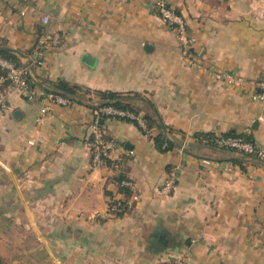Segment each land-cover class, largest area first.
Returning a JSON list of instances; mask_svg holds the SVG:
<instances>
[{"label": "crops", "instance_id": "obj_1", "mask_svg": "<svg viewBox=\"0 0 264 264\" xmlns=\"http://www.w3.org/2000/svg\"><path fill=\"white\" fill-rule=\"evenodd\" d=\"M155 1L0 0V48L26 57L14 55L32 64L33 90L43 92L33 101L12 93L0 116L3 264H264V162L200 138L248 132L264 150V103L251 99L253 88L212 77L264 80V0H167L196 40L200 68L181 57ZM54 37L59 45L48 44L34 66L40 42ZM57 80L123 95L157 119L173 148L161 151L133 122L104 117L121 169L91 167L97 100L54 103L42 86ZM171 168L177 183L163 197ZM119 174L138 201L113 219L107 203L130 197Z\"/></svg>", "mask_w": 264, "mask_h": 264}, {"label": "built area", "instance_id": "obj_2", "mask_svg": "<svg viewBox=\"0 0 264 264\" xmlns=\"http://www.w3.org/2000/svg\"><path fill=\"white\" fill-rule=\"evenodd\" d=\"M154 10L160 20L178 36L181 44L180 55L184 61L191 67L200 68L201 65L198 59L193 55L196 40L193 36L187 34L185 20L169 6L167 0H156L154 3ZM42 22L47 24L48 17H43ZM59 40L58 37H54L50 42H47L45 39L40 42V46L35 53V60L33 62L34 66L38 68L42 67L44 48L48 44L52 47L58 46ZM0 68L5 71L3 75H0V116L10 113L11 106L8 98L12 93H22L28 101H33L43 93L36 94L33 88L30 87L32 77L31 63L29 66L15 67L14 64L0 59ZM212 77L216 81L224 83L229 88H253L254 92L251 95V99L253 101L264 103V80L250 81L238 75L222 71H212ZM50 99L52 102L59 105L66 106L70 104L68 99L60 96H50ZM48 110V107H44L40 110V114L46 115ZM99 112L105 115L114 116L119 120L126 118L136 121V126L147 137H152L155 133L154 129H148L138 116L129 112L119 111L111 107L101 108ZM98 119V112H95V118L90 125V138L87 142L91 157V167L95 168L102 164H106L111 171L118 173L121 169V163L112 160L111 150L113 145L103 137ZM247 137L248 132L243 136L234 138L215 136L211 141L217 146V148L241 153L264 162V150L258 147L255 143L249 141ZM177 176V168H171L168 171L166 178L159 188V194L161 196L166 197L172 193L177 183ZM120 185L129 191L130 197L125 201L110 200L106 207V215L109 218L116 219L129 214L133 209L134 203L138 201V196L131 181L123 180ZM175 264H181V262H176Z\"/></svg>", "mask_w": 264, "mask_h": 264}, {"label": "trees", "instance_id": "obj_3", "mask_svg": "<svg viewBox=\"0 0 264 264\" xmlns=\"http://www.w3.org/2000/svg\"><path fill=\"white\" fill-rule=\"evenodd\" d=\"M38 44V43H37ZM38 47V45H36ZM36 47V49H37ZM38 50V49H37ZM0 58L16 65L17 63V58L14 55L7 54V53H0ZM34 65V64H33ZM4 70L0 68V75L4 74ZM32 81V77H31ZM30 87L33 88L32 83L30 82ZM44 94L46 96H60L65 99H68L70 102H76V101H81L84 100L85 96H90L93 95L96 100L97 104L92 103V108L95 112H98V118H104V117H112L116 118L114 116H109L105 115L99 112L101 108L104 107H111L113 109L119 110V111H126L129 112L135 116H138L141 121H143L148 129H154V135L152 137H148L151 140L154 141L156 144V147L161 150V151H167L173 148V143L170 139H168L165 130H162L159 126V123L157 119L151 117L150 115H141L140 111L130 103L125 101V98L123 95L119 93H113V92H90L88 90L82 89L78 86L75 85H70L69 83L62 81V80H57L53 82H45L42 86ZM117 119V118H116ZM125 121H130L133 122L136 125V121H132L129 119H122ZM143 133V132H142ZM243 135H228V136H221V137H240ZM215 136H205V137H200L201 139L207 140V142L213 146L217 147L211 140ZM247 139L253 143H255L250 136L247 137ZM125 180L123 179V176L121 174L116 176V181L120 187V190L127 195L129 192L127 189L122 187L120 184L121 182ZM0 264H3V261L0 257Z\"/></svg>", "mask_w": 264, "mask_h": 264}, {"label": "water", "instance_id": "obj_4", "mask_svg": "<svg viewBox=\"0 0 264 264\" xmlns=\"http://www.w3.org/2000/svg\"><path fill=\"white\" fill-rule=\"evenodd\" d=\"M0 53H7V54L16 55L20 60H22V59L24 60L26 58L20 52H18L16 50H13V49H10V48H5V47L0 48ZM29 65H30V62H25V63H22V64H16L15 67H19V66H29ZM161 127L164 128L163 125H161Z\"/></svg>", "mask_w": 264, "mask_h": 264}]
</instances>
